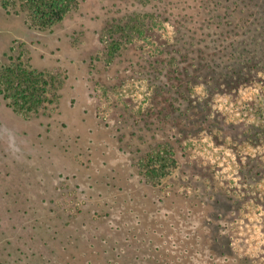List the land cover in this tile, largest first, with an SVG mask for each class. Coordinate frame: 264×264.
Listing matches in <instances>:
<instances>
[{
    "label": "trees",
    "instance_id": "1",
    "mask_svg": "<svg viewBox=\"0 0 264 264\" xmlns=\"http://www.w3.org/2000/svg\"><path fill=\"white\" fill-rule=\"evenodd\" d=\"M87 1L1 3L4 8L18 6L31 27L44 31ZM104 1L108 4H101L103 19L95 32V52L84 54L78 64L88 69L86 74L80 78L69 69L61 77L10 58V62L0 63V94L24 114L59 100L58 90L69 81L99 79L98 84H108L122 93L124 81L141 80L148 89L149 105L130 109L129 114L120 111L119 118L112 119L125 144L121 152L130 156L127 179L131 183L137 178L136 186L150 184L154 191L163 179L173 176L197 180L203 182L199 197L193 200L186 193L168 191L167 196L158 195L157 210L144 206L136 213L140 201L133 202L131 189L122 187L115 199L91 196L85 199V207L96 218L114 221L125 213L133 218L124 223L126 232L133 238L141 235L149 252L140 262L130 264H231L236 256L230 223L246 203L264 210V0ZM137 4L149 7L136 10ZM128 10L130 14H125ZM157 16L171 23L173 35L154 38L155 50L142 51L143 47L131 41L132 36L152 38L150 21ZM98 54L106 56L105 64L100 63ZM92 66L96 70L101 67L98 78L91 76ZM253 83H260L263 90L239 108L243 121L229 120L217 109L216 96L236 95ZM123 101L129 105V100ZM134 127L143 134L129 130ZM201 133L219 146H234L237 184L217 185L220 181L208 166H199L184 153L183 142ZM121 193L129 196V202L124 203L132 207L121 203V209H116ZM172 197L179 198L176 209L164 206ZM98 206L105 211L103 215ZM84 214L81 209L79 215Z\"/></svg>",
    "mask_w": 264,
    "mask_h": 264
},
{
    "label": "rangeland",
    "instance_id": "2",
    "mask_svg": "<svg viewBox=\"0 0 264 264\" xmlns=\"http://www.w3.org/2000/svg\"><path fill=\"white\" fill-rule=\"evenodd\" d=\"M101 4L108 2L88 0L51 29L39 31L26 21L22 9L16 5L4 8L0 0V61L7 62L9 56L20 57L31 68L61 77L70 69L81 78L88 72L78 65L81 58L95 52V32L103 19ZM147 7L137 4L136 10ZM150 24L152 38L132 36L131 41L143 47L142 51L155 50L154 38L162 40L173 35V26L163 18L157 16ZM98 55L100 63L105 64L106 56ZM97 67L99 70L91 67V76L98 78L101 67ZM93 80L96 79L89 83L81 79L69 81L58 90L59 100L24 114L15 111L0 94V264L140 262L149 249L141 235L133 238L126 232L128 226L124 223L133 218L127 213L114 221L109 217L96 218L85 207V199L93 196L113 200L120 188H130L133 202L141 203L137 213L144 206L157 210L158 195L167 196L168 191L186 193L193 200L199 197L203 182L184 177L163 179L155 191L150 184L136 186L137 178L128 181L130 156L121 152L125 144L119 139L113 120L119 118L120 111L129 114L130 109L148 106V89L141 80L134 79L124 81L119 93L121 90ZM262 90L260 83H253L236 95L216 96V107L229 120L243 121L239 108L255 100ZM129 130L143 134L135 127ZM182 145L190 160L214 172L220 181L217 185L237 184L232 144L219 146L201 133ZM128 199L121 193L116 209H121L120 204L128 203ZM178 199L172 197V202L167 200L164 206L176 209ZM90 204L91 200L89 208ZM97 208L101 215L105 213L100 206ZM81 209L83 216L79 215ZM230 227L237 259L230 263L264 264V210L246 203Z\"/></svg>",
    "mask_w": 264,
    "mask_h": 264
},
{
    "label": "flooded vegetation",
    "instance_id": "3",
    "mask_svg": "<svg viewBox=\"0 0 264 264\" xmlns=\"http://www.w3.org/2000/svg\"><path fill=\"white\" fill-rule=\"evenodd\" d=\"M25 19H26V18H25ZM11 50H13V47L11 48ZM10 58H13L15 61H18V62H19V61H22V60H20V59L17 60V58H20V57H16V58H15V57L9 56L7 62H10ZM7 62H5V63H7ZM0 63H4V62H1V61H0ZM22 63L25 65L26 62H23V61H22ZM2 98H3V97H2ZM3 99H4V98H3Z\"/></svg>",
    "mask_w": 264,
    "mask_h": 264
}]
</instances>
